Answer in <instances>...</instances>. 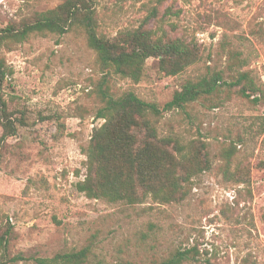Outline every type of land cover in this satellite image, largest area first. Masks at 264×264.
Listing matches in <instances>:
<instances>
[{"label": "rangeland", "instance_id": "obj_1", "mask_svg": "<svg viewBox=\"0 0 264 264\" xmlns=\"http://www.w3.org/2000/svg\"><path fill=\"white\" fill-rule=\"evenodd\" d=\"M65 1L0 0V28L33 22ZM90 2L100 35L145 26L194 40L201 57L176 76L161 73L151 58L134 82L104 71L79 27L33 35L2 51L13 75L0 95L26 125L0 142V237L7 236V256L23 258L14 264H37L87 247L92 264H157L195 247L199 256L188 264H264V0ZM232 51L247 61L241 71L257 87L249 99L223 88L211 99L163 111L188 80L220 71L230 82ZM100 89L156 104L162 114L152 121L161 138L206 144L211 168L192 179L181 203H110L77 191L86 171L83 150L103 123L96 119Z\"/></svg>", "mask_w": 264, "mask_h": 264}, {"label": "trees", "instance_id": "obj_2", "mask_svg": "<svg viewBox=\"0 0 264 264\" xmlns=\"http://www.w3.org/2000/svg\"><path fill=\"white\" fill-rule=\"evenodd\" d=\"M73 27H79L87 35V42L104 71L134 82L144 76L147 60H158L161 73L176 76L197 63L201 49L194 40L173 38L157 33L145 26L120 31L116 37L100 35L97 19L90 0H66L52 10L40 13L30 23L7 25L0 28V92L13 70L2 51H12L33 35H64ZM247 61L238 52L228 56L231 81L224 79L223 72L196 81L188 80L163 111L183 109L200 99H211L233 90L242 98L249 99L257 87L247 71H241ZM235 89V90H234ZM102 106L96 114L103 123L93 129L91 139L84 148L86 156L83 179L75 185L77 191L92 200L128 205L143 204L152 200L158 204L181 203L189 193V185L195 176L211 168L207 146L202 141L188 147L178 140L161 138L152 117L162 114L154 104L127 92L119 97L108 89H100ZM25 125L23 116L17 117L0 95V142L15 137ZM231 154L227 153V161ZM229 165V163H227ZM79 174V173H78ZM6 235L0 237V264H14L21 256L9 258L4 249ZM90 249L84 248L51 259H37V264H92ZM199 251L178 249L169 258L157 264H188L195 262Z\"/></svg>", "mask_w": 264, "mask_h": 264}]
</instances>
